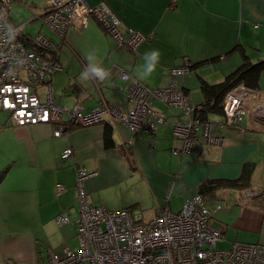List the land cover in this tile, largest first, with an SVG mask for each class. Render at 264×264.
<instances>
[{
	"label": "crops",
	"instance_id": "crops-1",
	"mask_svg": "<svg viewBox=\"0 0 264 264\" xmlns=\"http://www.w3.org/2000/svg\"><path fill=\"white\" fill-rule=\"evenodd\" d=\"M85 2L91 6L105 2L125 32L139 31L148 38L135 48L119 45L93 17L80 29L69 28L63 37L44 32L58 46L54 57L60 67L51 77L52 100L58 106L89 110L106 105L125 114L130 106L129 83L119 76V69L147 87L162 88L174 80L170 68L201 62L175 78L193 107L202 100L199 77L219 82L241 64L237 46L251 62L264 59V0ZM37 6L39 18L45 5ZM153 49L161 52L159 65L150 78L139 80L135 73L143 64L142 56ZM93 50L111 71L104 82L81 76L88 64L86 53ZM40 90L43 99L44 88ZM253 91L248 105H264V69ZM153 109L166 121L154 133L141 129L132 134L113 119L111 144L104 139L106 122L111 120L108 113L101 123L71 126L55 136L51 124L17 125L0 111V264H47L51 251L59 252L64 245L76 248L79 167L94 172L80 183L89 205L127 208L139 220L151 219L165 206L174 211L172 196L179 200L180 210L198 194L203 180L242 175L245 188H220L203 200L212 212L211 225L223 236L220 244H228L220 247L233 241L264 246V120L249 114L229 125L224 117L210 115L212 132L223 136L224 143L209 144L199 136L186 151L172 132L175 123L186 122L183 110L159 100L153 101ZM67 148L72 153L62 159ZM245 163L253 164L248 172L243 170ZM251 191L256 195L243 202ZM216 204L220 209L215 210ZM61 213L69 222L57 225L55 218Z\"/></svg>",
	"mask_w": 264,
	"mask_h": 264
},
{
	"label": "built area",
	"instance_id": "built-area-1",
	"mask_svg": "<svg viewBox=\"0 0 264 264\" xmlns=\"http://www.w3.org/2000/svg\"><path fill=\"white\" fill-rule=\"evenodd\" d=\"M11 0H0V111H6L17 125L47 123L58 136L70 126H89L104 121L110 114L109 125L117 119L132 134L141 129L150 133L164 124L165 118L153 109V101L180 107L187 116L184 123L173 125V135L183 142L181 150H189L193 139L202 137L207 143L221 145L225 138L212 132V123L198 122L192 116L185 93L175 78L185 76L189 63L170 68L172 84L150 88L131 79L127 97L130 103L125 114L113 107L96 106L89 110L80 105L70 108L58 106L52 100L51 77L60 65L53 58L57 44L46 34L37 32L26 36L19 25L8 21ZM90 17L95 18L107 34L119 45L135 48L148 38L139 31H124L121 21L105 2L88 5L85 0H46L40 20L58 37L69 28L80 29ZM121 77L131 75L121 70ZM44 88L43 99L40 97ZM253 89L239 85L226 92L223 99L224 120L229 125L241 122L249 114L264 120V105H248ZM177 153L179 149H173ZM72 153L65 149L61 158ZM94 172L79 167L76 170L79 216L76 219L75 249L62 246L51 251L47 264H264V246L256 243L233 241L227 248L218 244L223 240L219 229L211 225L212 212L203 198L196 194L182 208L172 211L165 206L148 220L136 219L127 208L109 210L89 205L80 188L82 180ZM63 189L61 186L57 187ZM255 191L247 192L246 202ZM220 205H215V210ZM69 222L66 213L56 216L55 223Z\"/></svg>",
	"mask_w": 264,
	"mask_h": 264
},
{
	"label": "trees",
	"instance_id": "trees-1",
	"mask_svg": "<svg viewBox=\"0 0 264 264\" xmlns=\"http://www.w3.org/2000/svg\"><path fill=\"white\" fill-rule=\"evenodd\" d=\"M237 47L240 48V53L243 57V60L237 68L227 74L221 81L211 83L206 79L199 77L198 86L202 100L193 106L194 108L192 111L193 118L198 122L203 123L209 121L210 115L224 117L223 99L226 92L230 89L239 85H243L253 90L257 88L259 75L264 69V59H261L257 62H251L244 52V49L241 46ZM200 63L201 62L189 64V68L191 69ZM110 127L111 125L107 124L104 134V139L107 144L112 143ZM250 167L253 168V164L245 163L243 165V170L248 172ZM246 185L247 183L243 180L242 175L237 178L206 179L200 182L198 185V194L204 199L206 195L212 194L217 189H243L246 187Z\"/></svg>",
	"mask_w": 264,
	"mask_h": 264
},
{
	"label": "rangeland",
	"instance_id": "rangeland-1",
	"mask_svg": "<svg viewBox=\"0 0 264 264\" xmlns=\"http://www.w3.org/2000/svg\"><path fill=\"white\" fill-rule=\"evenodd\" d=\"M30 2L33 3V0L31 1L27 0L25 3L20 2V1H11L8 21L13 25H19L20 32L29 37L34 36L37 32H42V33L45 32V33L52 35V37H57V35L54 32H52L48 27L42 24L40 17L39 18L36 17V15H38L40 12V8H38L37 5L39 4L41 5V7L45 5V4H42L43 0H35L33 7L31 6ZM51 56H53V58L55 59L52 53H50V57ZM169 73H170V70H169ZM118 74L119 76H121L120 69L118 70ZM127 79H128L127 81L129 84H130L131 79L133 81H137L132 76ZM170 84H172V82ZM127 87H129V85ZM177 108H180V107L178 106ZM212 127H213V124H212ZM171 201H172L174 211L178 210L180 207L179 206L180 202H178L179 200L175 198L174 196H172ZM141 221H144V220H141ZM74 242H75L74 238L70 239L71 245H74ZM220 245L226 247L228 244L221 243Z\"/></svg>",
	"mask_w": 264,
	"mask_h": 264
},
{
	"label": "clouds",
	"instance_id": "clouds-1",
	"mask_svg": "<svg viewBox=\"0 0 264 264\" xmlns=\"http://www.w3.org/2000/svg\"><path fill=\"white\" fill-rule=\"evenodd\" d=\"M88 61L87 66L81 73L84 80H98L104 82L111 78V71L98 61L95 51L86 53L85 57ZM161 59V52L159 49H153L143 54V64L139 66L135 76L139 80H146L150 78L156 71Z\"/></svg>",
	"mask_w": 264,
	"mask_h": 264
}]
</instances>
